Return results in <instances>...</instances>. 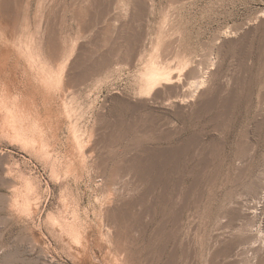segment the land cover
Here are the masks:
<instances>
[{"label":"rangeland","instance_id":"374dc122","mask_svg":"<svg viewBox=\"0 0 264 264\" xmlns=\"http://www.w3.org/2000/svg\"><path fill=\"white\" fill-rule=\"evenodd\" d=\"M263 186L264 0H0V264H264Z\"/></svg>","mask_w":264,"mask_h":264},{"label":"bare ground","instance_id":"6f19581e","mask_svg":"<svg viewBox=\"0 0 264 264\" xmlns=\"http://www.w3.org/2000/svg\"><path fill=\"white\" fill-rule=\"evenodd\" d=\"M118 1V0H117ZM170 1V0H169ZM133 2V1H132ZM6 3V2H5ZM173 3V2H172ZM88 4V3H87ZM128 4V3H127ZM5 6V5H4ZM93 6V5H92ZM118 6V5H117ZM125 6V5H124ZM116 8V7H115ZM10 9H11V7H10ZM14 9V8H13ZM86 9H88V8H86ZM96 9V8H95ZM119 10V9H118ZM6 11V10H5ZM132 11V10H131ZM111 12V11H110ZM135 12V11H134ZM116 13V12H115ZM104 14V13H103ZM107 15V14H106ZM165 15V14H164ZM128 16V15H127ZM110 18V17H109ZM259 18H260V16H259ZM258 18V19H259ZM115 20V19H114ZM133 22V21H132ZM261 22V21H260ZM259 22V23H260ZM113 23V22H112ZM52 25V24H51ZM164 26V25H163ZM120 28V27H119ZM121 29V28H120ZM132 29V28H131ZM252 29V28H251ZM130 30V29H129ZM234 30V29H233ZM120 31V30H119ZM52 32H53V30H52ZM139 32V31H138ZM230 32V31H229ZM235 33H236V31H235ZM50 36V35H49ZM143 36V35H142ZM128 38V37H127ZM227 39V36L225 35V34H220L219 36H218V39H216V42H225V40ZM213 42V41H212ZM211 42V43H212ZM16 44V43H15ZM218 44V43H217ZM53 45V44H52ZM219 45V44H218ZM221 45V44H220ZM163 49H165V48H163ZM162 49V50H163ZM167 49V48H166ZM161 50V52L163 53V51ZM215 50V49H214ZM160 51V50H159ZM102 52V51H101ZM168 51H165L164 50V53H167ZM226 52V51H225ZM159 53V52H158ZM157 53V54H158ZM160 54V55H163V54ZM170 55V54H169ZM169 55H168V53H167V57H169ZM212 55V54H211ZM158 56H159V54H158ZM165 56V55H164ZM202 56H204V55H202ZM209 56V55H208ZM43 57V56H42ZM167 57L165 56V57H162V58H166L167 59ZM200 57V56H199ZM155 58V57H154ZM157 58V57H156ZM174 58V57H173ZM203 58V57H202ZM210 58V57H209ZM141 59V58H140ZM205 59V58H204ZM159 60V59H158ZM202 60V59H201ZM66 61V60H65ZM163 61H165V60H163ZM203 61V60H202ZM207 61V60H206ZM59 63V62H58ZM171 63V62H170ZM200 63V62H199ZM199 63H197L196 65H198ZM203 63V62H202ZM189 64V63H188ZM204 64V63H203ZM208 64H209V62H208ZM63 65V64H62ZM64 65H66V64H64ZM81 65V64H80ZM214 65V64H213ZM165 66V65H164ZM163 66V64H161V65H159V64H152V63H150V64H148L147 65V67H148V69H146L144 72H142L143 74L141 75V78L143 79V84H142V88H143V85H144V88H143V90L145 89H149V90H152V89H156L157 88V90L159 89L158 87H160L161 88V85H162V87H165L166 85L167 86H171V88H172V85H174V89L172 90L173 91V93H174V95H175V92L177 93V87H175V84H177V82H180L179 80H177V77H176V74H175V72H172L169 68V66H165L164 67ZM187 66V65H186ZM209 66V65H208ZM205 67V68H203L202 66V68L199 66V67H193V68H190V71L188 72V73H186V77L187 78H189V79H193V81H190L188 84H187V87H188V90H189V92H188V90H187V92H188V95H189V93H190V95H189V97H185V98H183V96H182V99H180V100H178V101H176L180 106H184L186 109H187V107H190V106H192V104H194V102H196L197 101V99H199L201 96H202V94H203V92H204V89H205V87L208 85V83L210 82V77L212 76V71L215 69L214 67H215V65L212 67V65H211V67L213 68H210V67ZM75 67V66H74ZM61 68V67H60ZM62 68H64V66H62ZM67 69V68H66ZM187 69V68H186ZM192 69V70H191ZM173 70V69H172ZM61 71V70H60ZM216 71V70H215ZM61 72H63V71H61ZM60 72V73H61ZM77 72V71H76ZM187 72V71H186ZM139 73V72H138ZM179 74V73H178ZM181 75V74H180ZM184 76V75H183ZM185 77V78H186ZM182 80H184V78L182 79ZM185 82V81H184ZM223 83V82H222ZM153 91V90H152ZM156 91V90H155ZM175 91V92H174ZM180 91V90H179ZM185 92V91H184ZM186 92V93H187ZM232 92V91H231ZM155 94H157V92H154ZM185 93V94H186ZM159 94H161V93H159ZM151 97V96H150ZM178 97V96H177ZM231 97V96H230ZM233 97V96H232ZM174 98V97H173ZM135 99V98H134ZM144 99V98H143ZM177 99V98H176ZM171 100V99H170ZM175 100V99H174ZM225 100V99H224ZM159 101V100H158ZM207 101V100H206ZM205 103V102H204ZM128 105V104H127ZM139 107V106H138ZM183 107V108H184ZM203 107V106H202ZM160 108V107H159ZM183 108H181V109H183ZM200 108V107H199ZM135 109V108H134ZM228 109V108H227ZM180 110V109H179ZM226 110V109H225ZM229 110V109H228ZM227 111V110H226ZM181 112V111H180ZM26 114V113H25ZM10 115V114H9ZM12 116V115H11ZM13 117V116H12ZM21 117V116H20ZM226 117H228V116H226ZM23 118V117H22ZM9 121V120H8ZM176 124V123H175ZM169 129V128H168ZM218 129V128H217ZM18 132V131H17ZM193 140V139H192ZM198 140V139H197ZM200 140V139H199ZM91 149V148H90ZM186 150V149H185ZM165 151V150H164ZM181 151V150H180ZM164 154V153H163ZM177 154H178V152H172V153H166V158H167V156L169 157L168 158V160H170L171 158H173V157H176L177 156ZM160 155V154H159ZM181 155V154H180ZM162 156V155H161ZM178 157H179V155H178ZM173 160V159H172ZM167 161V160H166ZM177 160H175V162H176ZM179 161V160H178ZM177 161V162H178ZM174 162V163H175ZM164 163H165V161H164ZM169 163H170V161H169ZM166 164V163H165ZM161 168V167H160ZM164 168V167H163ZM159 177V176H158ZM262 191H263V193H264V186H263V188H262ZM264 196V195H263ZM255 199V198H254ZM250 206V205H249ZM255 206V205H254ZM254 207H253V205H251L250 207H248L247 209H246V214L247 215H250V217L253 215V212L255 211L254 209H253ZM254 210V211H253ZM245 211V210H244ZM257 212V211H256ZM121 217H123V216H121ZM109 218V217H108ZM112 220V219H111ZM118 221V220H117ZM255 222V221H254ZM259 237H261L260 235H259ZM252 238H254V237H252ZM250 248V247H249ZM253 248V247H252Z\"/></svg>","mask_w":264,"mask_h":264}]
</instances>
